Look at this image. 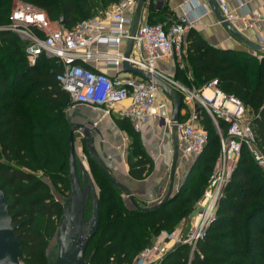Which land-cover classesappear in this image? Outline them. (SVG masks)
<instances>
[{
	"label": "trees",
	"instance_id": "obj_1",
	"mask_svg": "<svg viewBox=\"0 0 264 264\" xmlns=\"http://www.w3.org/2000/svg\"><path fill=\"white\" fill-rule=\"evenodd\" d=\"M14 1L0 0V25L8 23ZM20 1L42 10L55 22L62 17L65 28L91 18L99 6L105 8L119 2ZM24 47L14 34L0 33V187L13 217L15 232L20 237L21 264H51L56 247L46 258L44 250L47 237L57 231L63 204L50 200L48 195L27 199L47 188L35 174L45 167H60V174L55 172L48 178L54 186L66 185L69 193L66 112L72 104L56 81L62 71L59 62L40 56L34 65H29ZM183 58L193 86L200 88L217 80L224 92L237 97L250 110L256 143L264 154V58L258 61L247 53L213 49L192 31L188 33ZM182 75L178 73L177 80L185 82L186 77ZM207 118L201 124L203 127L211 122ZM220 126L226 129L225 124ZM136 142L139 148L131 162L129 151ZM209 142L210 137L206 147ZM135 144L128 147L129 175L142 180L151 173L152 166L140 138L136 137ZM216 145L219 151V142ZM214 146L211 144L209 148L211 156L209 153L201 155L205 147L195 164L197 171L194 172L202 173L203 177H209L216 162ZM33 154L37 156L32 157ZM84 154L89 160L90 172L97 173L95 180L99 188V227L84 255L88 264H107L112 257L116 264H132L136 254L149 246L160 231H172L177 223L192 215L207 183L200 178L192 186L194 173L193 179L190 182L187 179L162 207L150 212L132 210L124 204L121 192L90 160L86 149ZM201 165H204L202 169ZM26 168L28 171L24 170ZM11 199H15L14 202ZM105 204L109 205L106 218L114 213L115 216L102 225ZM158 264H264V175L246 147L241 150L205 239L192 254L186 245L174 247Z\"/></svg>",
	"mask_w": 264,
	"mask_h": 264
},
{
	"label": "built area",
	"instance_id": "obj_2",
	"mask_svg": "<svg viewBox=\"0 0 264 264\" xmlns=\"http://www.w3.org/2000/svg\"><path fill=\"white\" fill-rule=\"evenodd\" d=\"M136 2L125 0L112 7L108 15L77 22L71 28L53 24L42 10L19 2L12 9L8 23L0 25V33H12L25 44L29 65H34L40 56L59 62L62 71L56 81L70 97L72 107L88 106L103 108L107 113L116 112L130 123L134 132H139L150 120L156 121L158 127L170 128L171 103L155 83L133 75L121 76L123 61L165 82L182 97L188 111V116L175 125L181 156H199L208 144V133L200 125L199 109L210 119L218 133L220 158L211 170L194 215L187 218L190 226L160 231L134 263L158 264L174 247L186 245L192 254L197 244L205 239L237 167L242 148L246 147L260 168L264 166V154L257 146L248 109L237 97L224 92L217 80L207 82L199 90H189L158 70L160 60L183 56L185 37L197 20L193 15L184 14L167 28L160 24L139 25L127 59L124 52L110 51L125 46L131 38L128 26L133 16L128 17L125 12L128 8L134 12ZM149 2L146 1V7ZM213 2L223 21L238 32L264 22V13L251 11L242 5L239 13L229 9L223 0ZM89 61L103 62L105 67L119 73L109 76L98 69L84 67L83 64ZM186 79L192 80L189 72ZM159 95L161 101L157 103ZM221 123L226 125L224 136ZM81 159L87 162L86 155Z\"/></svg>",
	"mask_w": 264,
	"mask_h": 264
},
{
	"label": "crops",
	"instance_id": "obj_3",
	"mask_svg": "<svg viewBox=\"0 0 264 264\" xmlns=\"http://www.w3.org/2000/svg\"><path fill=\"white\" fill-rule=\"evenodd\" d=\"M223 1L227 4L229 9L236 10L239 13H241V5L251 11L264 13V0ZM149 5L150 7L145 6L142 8L139 25L160 24L164 28H167L169 25L175 23L178 17L184 14L193 15L197 20L195 27L190 31L195 33L209 47L219 51L229 50L247 53L258 61L264 58V22H257L252 29L239 32L248 43L258 47V50H253L233 37L226 30L211 10L207 0H150ZM125 13L128 17L134 15L132 8H128ZM131 25L132 23L128 26V30H131ZM187 36L185 37V44ZM125 49L126 44L116 51H114V49H110V51L122 53L125 52ZM83 65L88 69H98L100 72L109 76H114L119 73L113 68L105 67L103 62L89 61ZM182 65L183 69L181 68ZM158 70L174 78L180 84V80H177L178 73L181 72L185 77L188 73L183 56L181 58L174 57L160 60L158 62ZM120 74L121 76L133 75L123 71V69ZM160 101L161 97L159 95L157 103H160ZM85 107L96 114V117L91 121L94 124L93 126L97 127L102 133V137L96 140V148L101 156H103V161L113 177L133 192L141 205L162 197L167 188L170 170L169 165L171 164L173 146L171 127L161 128L158 127L156 121L150 120L139 132H136L139 134L145 154L152 160L154 165L151 173L146 178L136 180L129 175L128 168V141L126 129L127 125L131 127L130 123L120 118L116 112L111 111L107 113L103 108ZM171 112L172 108L170 113L169 110H167V113L170 115ZM187 116L188 111L185 110L183 106L180 111V118L183 120ZM100 142L103 147L98 146ZM77 153L79 157L85 155L80 151H77ZM177 172L178 174H176L175 182L177 175H179L181 171L178 169ZM176 187L177 185L175 184V188Z\"/></svg>",
	"mask_w": 264,
	"mask_h": 264
},
{
	"label": "water",
	"instance_id": "obj_4",
	"mask_svg": "<svg viewBox=\"0 0 264 264\" xmlns=\"http://www.w3.org/2000/svg\"><path fill=\"white\" fill-rule=\"evenodd\" d=\"M146 1L137 0L136 2L130 30L131 38L127 41L124 52L125 59L129 58L131 54L133 47L132 38L139 26L140 12L146 6ZM207 2L218 20L233 37L251 49L258 50V47L248 43L238 31L223 21L213 0H207ZM59 25L64 26L62 17L59 18ZM122 69L145 81L155 83L170 100L172 112L169 120L173 134V146L167 188L162 197L150 203H144V206H140L139 200L135 197L134 193L118 182L105 165L103 156L98 152L92 136L93 132L98 131L93 126L94 124L88 123V126H82L80 129H75V126H72L68 136V177L70 190L68 196L63 199V213L55 233L56 248L52 252L53 261L51 264H88L84 259V255L99 227V194L89 170L88 158L85 163L77 153L75 147V132L80 134L86 142V150L90 160L107 178L110 184L121 192L127 208L141 212L154 211L165 205L179 191V189L175 188V178L180 157L175 125L180 120V111L183 105L182 97L175 89L162 80L151 76L145 71L132 68L126 60L122 63ZM79 107L85 106L71 107L67 110L66 115L70 117V115L76 114ZM193 215L194 213L191 216ZM21 261L20 237L15 232L13 217L9 214V205L0 187V264H21Z\"/></svg>",
	"mask_w": 264,
	"mask_h": 264
},
{
	"label": "rangeland",
	"instance_id": "obj_5",
	"mask_svg": "<svg viewBox=\"0 0 264 264\" xmlns=\"http://www.w3.org/2000/svg\"><path fill=\"white\" fill-rule=\"evenodd\" d=\"M123 1H125V0H119V2L118 3H120V2H123ZM137 1V0H136ZM19 2H21L20 0H15L14 1V3L12 4V6H11V9H13L14 7H15V5L17 4V3H19ZM117 5V4H116ZM115 5H108V6H106L105 8H101L100 6L97 8V9H95L94 10V14L91 16V18H95V17H103V16H106V15H108L109 13H110V11L112 10V7H114ZM45 13V12H44ZM46 14V13H45ZM53 24H59V22H55V21H53V20H50ZM181 82V84L183 85V86H185L186 88H188L189 90H193V88H195L196 90H199L200 88H196L195 86H193V82H192V80H188V79H186L185 80V82L183 81V80H181L180 81ZM184 106V108H185V110H186V105H184V103H183V105H182V107ZM251 113H250V110L248 109V117L249 118H251ZM199 116H200V125L202 124V122H203V120H205V118H207V116H206V114L202 111V110H200L199 109ZM208 119V118H207ZM208 125L209 126H205L204 125V129H206V131H207V133L209 134V137H210V142H209V144L210 145H208L207 147H206V149L204 150V152L201 154V155H203V154H206V153H209L210 154V156H211V151H209V148L211 147V144H215V146H214V150L217 152L216 154H215V156L214 157H216V162H218V160H219V158H220V153H219V151H218V145H216L217 144V142H219V137H218V133H217V131H216V128L214 127V125L211 123V122H209L208 123ZM133 131V129H130V126L129 125H127V129H126V131H127V141H128V147L130 146V145H133L134 146V144H135V139H136V137L137 138H139V134L138 133H136V132H132ZM221 133L223 134V136H224V134H225V131L221 128ZM66 138H64L63 140H64V142H66V140H65ZM139 143V142H138ZM137 142H136V144H135V146L134 147H132V149L129 151L130 152V158H131V162H132V160H133V157H134V154L137 152V149L139 148V144H138ZM141 143V142H140ZM142 145V144H141ZM143 146V145H142ZM75 147H76V150L79 152H81V153H84V149H85V147H83L82 148V144H81V142H80V140L77 138L76 140H75ZM64 150V149H63ZM37 155L36 154H33L32 155V157H36ZM200 157V159H201V156L199 155V156H195V157H186V156H181L180 155V157H179V163H178V169L181 171L180 172V174L179 175H177V179H176V182H175V184L177 185V187H176V189H179L180 190V188H181V186L184 184V182H186L187 181V179H188V182H190L192 179H193V176H194V173H196V172H194V171H197V170H195V168H196V162H197V160H199L198 158ZM151 161V168L153 169V167H154V165H153V162H152V160H150ZM33 162V164H35V162H34V160L32 161ZM42 162H44L43 160H42ZM216 162H215V164H216ZM214 164V165H215ZM193 166H195L194 167V170H192V172H191V169H192V167ZM203 166L204 165H201V169L203 168ZM214 167V166H213ZM60 167H58L57 168V166H55V167H45V168H43V169H41V170H39V171H36L35 172V174H36V176H37V178L39 179V180H42L46 185H47V188H44V189H42L39 193H37L35 196H33L32 198H30V199H27V201L28 200H35V199H38V198H42L43 196H50V200H52V201H56V202H58V203H60V205L61 204H63V196H67L68 195V188H67V186L66 185H62V184H60V185H57V186H54L52 183H51V181H50V179L48 178V176L50 175V174H53V173H55V172H57V173H59L58 172V169H59ZM260 168V167H259ZM169 169H170V165H169ZM261 172L263 173V175H264V166H262L261 168ZM24 170H26V171H28V169L26 168V169H24ZM90 170V169H89ZM178 171V170H177ZM191 173V174H190ZM60 174V173H59ZM63 174H64V172L62 173V176H63ZM177 174H178V172H177ZM96 175H97V173H94V174H92L91 173V176H92V178H93V181H94V183H95V186H96V189H97V192H98V194H99V188H98V186H97V183H96V180H95V178H96ZM189 176V177H188ZM200 178H203V179H205L206 181H207V178H208V176H206V177H203V175H202V173H196L195 174V177H194V179H193V181H191L192 182V186H195L196 184H197V182H198V180L200 179ZM205 181V182H206ZM14 200L15 199H11V202H14ZM27 201H25V203L24 204H26V202ZM108 207H109V205L108 204H105V206L103 207V211H102V217H103V219H102V225H103V223L105 222V221H107L108 219L109 220H113L114 219V214H112L111 215V217H109L108 219L106 218L107 217V211H108ZM19 210H20V207H19ZM35 218H37V217H35ZM178 226H180V227H189L190 226V221L188 222V220L187 219H185V220H183V221H181V222H179V223H177V225L175 226V228L176 227H178ZM55 246H56V243H55V233L54 234H51L49 237H47V243H46V246H45V250H44V252H45V258L48 256V254L50 253V251H52L54 248H55ZM92 251H93V247H92V249H90L88 252H87V254L88 255H90L91 253H92ZM140 252V251H139ZM139 252L136 254V256L132 259V264H134L135 262H136V260H137V257H138V254H139ZM113 259H114V257H112L108 262H107V264H116V262L115 261H113ZM160 263V262H159Z\"/></svg>",
	"mask_w": 264,
	"mask_h": 264
},
{
	"label": "flooded vegetation",
	"instance_id": "obj_6",
	"mask_svg": "<svg viewBox=\"0 0 264 264\" xmlns=\"http://www.w3.org/2000/svg\"><path fill=\"white\" fill-rule=\"evenodd\" d=\"M78 112L74 115H70V117H68L66 115V120L68 121L67 123L69 124L68 127V136H69V131L70 128L72 126H75V129H80L82 126H88V123H93L91 120L94 119L96 117L95 112L93 113L90 109H87V107H79ZM98 131L97 132H93L92 136L95 140V144H96V140L100 139L102 137V133L101 131L95 127ZM75 140L78 138L82 144V148L85 147L86 149V142L83 140V138L81 137L80 134L75 132ZM100 143H98L99 147H103V145Z\"/></svg>",
	"mask_w": 264,
	"mask_h": 264
}]
</instances>
